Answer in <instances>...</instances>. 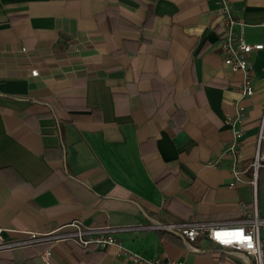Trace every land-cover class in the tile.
Returning a JSON list of instances; mask_svg holds the SVG:
<instances>
[{"label": "crops", "instance_id": "0c3cea01", "mask_svg": "<svg viewBox=\"0 0 264 264\" xmlns=\"http://www.w3.org/2000/svg\"><path fill=\"white\" fill-rule=\"evenodd\" d=\"M230 1L236 32L263 45L248 55L244 99L241 75L223 64L215 0H0L5 240L80 220L157 264H251L166 228L240 225L254 207L264 218V168L254 185L249 168L262 122L264 149V0ZM236 130L244 182L230 189L224 150ZM100 251L69 241L23 250L55 264H131Z\"/></svg>", "mask_w": 264, "mask_h": 264}, {"label": "built area", "instance_id": "2783aa9c", "mask_svg": "<svg viewBox=\"0 0 264 264\" xmlns=\"http://www.w3.org/2000/svg\"><path fill=\"white\" fill-rule=\"evenodd\" d=\"M217 4L216 14L220 24V34L218 45L224 54L223 64L233 73L241 75V81L237 87V92L241 99L251 97L254 94L252 84L253 75L248 63V55L254 51L263 49V45H251L247 43L241 33L236 32L239 21L236 17L235 10L230 0H215ZM32 76H36V71H31ZM242 107L237 108L236 121H242L244 113ZM263 126V122H262ZM262 126L255 148L253 160L250 164L251 180L254 185L256 173L260 168H264V149ZM242 131H234L233 138L225 147V153L231 157V174L233 180L229 183L230 189H236L241 183L243 169L240 155V139ZM241 216L248 214L244 206L240 207ZM249 220H242L240 225H215L210 223H178L167 226L170 230L182 236L189 247L198 239L206 238L215 247L222 250H233L244 253L250 260L251 264H264V239L260 238L259 228L264 226V218L260 219L256 209L251 211ZM68 229V231H65ZM114 229L106 227H89L84 225L80 220L72 221L65 228L57 229L48 234L27 233V237L22 241L12 242L3 238V231L0 228V251L8 250L15 247L31 246L43 242H72L82 248L93 245L96 249L107 250L115 249V254L131 264H157L156 261L144 259L139 254L130 251L118 242L113 236ZM192 248V247H191ZM170 264H184L183 262H172Z\"/></svg>", "mask_w": 264, "mask_h": 264}, {"label": "trees", "instance_id": "16d2710c", "mask_svg": "<svg viewBox=\"0 0 264 264\" xmlns=\"http://www.w3.org/2000/svg\"><path fill=\"white\" fill-rule=\"evenodd\" d=\"M147 10L148 12H150V7H148ZM162 237L167 238L169 236L167 234H162ZM51 244L52 242H43L33 244L31 246L15 247L8 250L0 251V264H55L54 261L49 257L47 259H42L40 255L27 257L23 252V250L25 249L46 247L50 246ZM81 249L87 251L89 254L103 256V252L96 249L93 245H90L87 248L81 247Z\"/></svg>", "mask_w": 264, "mask_h": 264}, {"label": "rangeland", "instance_id": "374dc122", "mask_svg": "<svg viewBox=\"0 0 264 264\" xmlns=\"http://www.w3.org/2000/svg\"><path fill=\"white\" fill-rule=\"evenodd\" d=\"M261 169L260 170H258V173H261ZM257 197V191H255V198Z\"/></svg>", "mask_w": 264, "mask_h": 264}, {"label": "water", "instance_id": "95a60500", "mask_svg": "<svg viewBox=\"0 0 264 264\" xmlns=\"http://www.w3.org/2000/svg\"><path fill=\"white\" fill-rule=\"evenodd\" d=\"M244 255V257L249 261V258L245 255V254H243Z\"/></svg>", "mask_w": 264, "mask_h": 264}]
</instances>
